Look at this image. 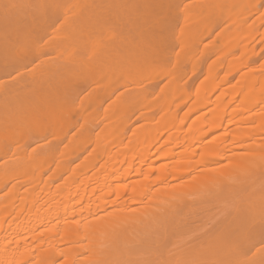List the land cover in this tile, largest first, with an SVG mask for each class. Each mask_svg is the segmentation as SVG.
I'll use <instances>...</instances> for the list:
<instances>
[{
    "label": "bare ground",
    "instance_id": "1",
    "mask_svg": "<svg viewBox=\"0 0 264 264\" xmlns=\"http://www.w3.org/2000/svg\"><path fill=\"white\" fill-rule=\"evenodd\" d=\"M261 2L0 0V264H264Z\"/></svg>",
    "mask_w": 264,
    "mask_h": 264
},
{
    "label": "rangeland",
    "instance_id": "2",
    "mask_svg": "<svg viewBox=\"0 0 264 264\" xmlns=\"http://www.w3.org/2000/svg\"><path fill=\"white\" fill-rule=\"evenodd\" d=\"M263 10H264V3L261 2V3L258 4V12L254 13L253 15H251V16L248 18V23L251 24L252 27L256 29V30L253 29V30H255L254 33H256V36L258 35V36L260 37V39H261V40H260V39L258 38L259 41L256 40V43H255L254 40L250 42L249 54H250V52L253 53L254 50H257V51H258L255 55H251V57H250V62H249L250 65L255 66V67H260V66L263 65V63H264V36H263V34H264V22H263V21H262V22H259V16H260V14L263 12ZM260 23H261V24H260ZM226 24H227V21H225L224 24H222L219 28L215 29L213 32H212V31L209 32L208 35L206 36V38L204 39V41H206V40L208 39L209 35L211 36L212 33L217 32V31H221V30L223 29L224 25H226ZM258 36H257V37H258ZM257 37H255V38H257ZM261 37H262L263 39H262ZM216 56H217V55H216ZM214 57H215V56H211V57L208 59V61L210 62ZM209 62H208V63H209ZM208 63H207V64H208ZM207 64H205V65L207 66ZM244 68H245V67H244ZM224 69H225V68H222V70L220 69L221 72L219 71L220 73H218L220 77H222L221 75H227V74H223V72H224V73H227V72H225L226 69H225V70H224ZM240 71H241V69H237V70H235L234 73L230 74V75H231V78H230V79H227V80H228V81L230 80V82H236V81H237V78H238V76H239ZM221 73H222V74H221ZM259 73H261V71H257V75H258ZM227 77H228V76H227ZM229 77H230V76H229ZM229 77H228V78H229ZM194 78H195V77H193L192 79H194ZM195 80H196V79H195ZM228 81H227V82H228ZM230 82L226 83V85L230 84ZM223 87H225V85H224ZM82 90H83V89H82ZM218 92H219V90H218L216 93H218ZM80 93H83V92H80ZM207 109H209V107H208V108H204L202 111H207ZM198 113H199V112H198ZM198 113H195L193 116H191V117L186 121L187 123H185V126H184V127H187L188 123L191 122V120H192V119L195 117V115H197ZM136 122L139 123V122H140V119H139L138 121H136ZM136 122H135V123H136ZM138 123H136L135 125H137ZM222 131H223L222 129H219V132H217V133L220 134V133H222ZM212 137H214V136H213V135H209L208 137L205 138V140H209V139H211ZM115 144H116V143L114 142V144H113L114 149H116V145H115ZM82 155H83V154H82ZM82 155H81V156H82ZM99 156H100V155H99ZM96 157H97V156H96ZM99 158L102 159L101 156H100V157H97V161H99ZM95 159H96V158H95ZM79 161L81 162V165H83V163H82L83 161H81L80 159H79ZM79 161H78V162H79ZM102 161H103V160H100L99 162L101 163ZM76 162H77V161H76ZM76 162H75V163H76ZM99 162H98V163H99ZM72 164H74V163H72ZM74 165H75V164H74ZM74 165H70L69 167H70V168H73L72 166H74ZM81 165H79V166H80V167H78L79 169L76 168L77 171L82 169ZM70 168H68L69 171L67 170L68 173L65 172V173L62 174V176L60 175V177H61L60 182L63 181L62 179H63L64 177H66L67 174L69 175V172L72 170V169H70ZM80 168H81V169H80ZM85 171H87V170H85ZM78 172H80V173H81V176H82V171H78ZM90 172H92V171L88 170V171L86 172V174H85V173H84V174H85V175H87V174L89 175ZM81 176L78 178V176H75V175H74V177H77L78 179L83 178V177H81ZM69 177L71 178V176H69ZM72 178H73V177H72ZM78 179L75 178V180H78ZM47 184H48V183H47ZM51 184H53V183H51ZM54 184H56V183H54ZM47 186H48V185H47ZM4 187H5V186H4ZM52 189H53V186L49 184L48 188H47V189H44V192L41 193L42 195H39V197H40L41 199H40L39 197H38V198L42 201V197L44 196V198H45V197L49 194V193H47V192H49V190H52ZM47 190H48V191H47ZM3 192H4L3 190H0V195H1ZM44 194H45V195H44ZM86 195H87V193H86ZM1 196H2V195H1ZM19 197H20V196H19ZM38 201H39V200H38ZM38 201H37V203H41V201H39V202H38ZM17 202H18V203H17ZM17 202L14 203L15 205L13 204L14 206H12V203H11V206H7V207H9V208H8V209L6 208V212H5L4 215H5L6 217H8V218H7L6 220H5L6 217L3 219V220H5V221H4L5 223H6V221H7V222L9 221V222H8V225H10L11 228H12L13 230L15 229V228H13L14 226L17 227L16 229H19V228H21V226L25 225V224H24V223H25V222H24L25 219H24V221L22 220V219L24 218V216H25V215H24V214H25V211H24L22 214L20 213L21 216H20V215H17V216L20 217V218L23 217L21 220H19V219H15V218H14V217H17L16 214H18V211H16L17 213L15 212V215H13V216L10 215V216H12V218L9 219V214H10V212L13 211V210H12V209H13L12 207H14L15 210H17V208L20 207V205H19V201H17ZM60 202H61V201H60ZM37 203L35 202V203H33V204L35 205V204H37ZM81 203H82V204L79 205L77 208H81V209L83 208V200L81 201ZM55 204H56V203H55ZM28 205H29V204H26V206H28ZM43 205H44V206H43ZM37 206H40V207H37ZM37 206L35 205L34 209H35V208H38V209H39L38 212H39V214L41 213V216L44 215V213L47 212V211H43V210H46V209H44V208H48V207H47L48 204L43 203L42 206L39 205V204H38ZM54 206H55V205H54ZM52 207H53V206H52ZM114 208H115V207H114ZM18 209H19V208H18ZM11 210H12V211H11ZM15 210H14V211H15ZM40 210L43 211V213L40 212ZM112 210H113V208H111V209L109 208V210L106 211V213H107V212H110V211H112ZM7 211H9V212H8L9 214H7ZM14 211H13V212H14ZM13 212H12V213H13ZM12 213H11V214H12ZM13 214H14V213H13ZM22 215H24V216H22ZM12 219H13V221H12ZM14 219H15V220H14ZM78 220H79V222H81V223L83 222V219H82L81 217L77 216V215H76L74 218H69V219H67V221H69V225H73V224H75V221H78ZM16 221H17V222H16ZM11 222H13V225H14V226L11 225ZM14 222H15V223H14ZM16 223H18L19 225H20V224H22V225H20V226L18 227V226H16V225H18V224H16ZM52 223H53V222H49V223H47L46 225H45V224H41V225H40L41 228H40V227L37 228V229H36V232L38 233L37 230H41L40 232H45L44 230H42V228H46V229H47V227H49L48 224H52ZM81 223H80V224H81ZM6 224H7V223H6ZM6 224H2V227H3L4 225L6 226ZM43 225H44V227H42ZM47 225H48V226H47ZM5 226L3 227V228H4L3 230H2V228H1V230H0V231H2V232H0V237H1V238H0V242L2 241V242L4 243V241H6L7 239H8L7 241H10L11 239H12V240H13V239L16 240L15 238L18 237V236H19V238L21 237V235H20V234H22L21 231L19 232L20 234H14L13 230H12V229L10 228V226H9V227H8V231H9V233H8V232H7V227H5ZM9 229H10V230H9ZM5 230H6V234H7L6 236L4 235L5 232L3 233V231H5ZM14 231H15V230H14ZM15 232H16V231H15ZM2 233H3V234H2ZM72 233H73L74 238H76L77 241H75V242H73V241H72V242H68L67 244H66V243H63V244L65 245V246H64V245H62V243H61L60 241L57 240V241L53 242V243H54L53 246H55V247L58 248V249H59V246H60V248H62V246H63V248L69 247V249H70V248H75L78 244H83V243H82V242H83V240H82V239H83V229L79 227V228H77V230H75V231L72 232ZM9 234H11V236H12L11 239H10L11 236H10ZM12 234H14V235H12ZM40 234H41V233H40ZM42 234H43V236H44V233H42ZM42 234H41V237H43ZM2 235H3V236H2ZM13 236H14V237H13ZM5 237H6V238H5ZM8 237H9V238H8ZM3 238H4V239H3ZM45 238H46V236L43 238L44 241L42 240L43 242H41V247H40V249H41L42 251L45 250V252L47 253V252H48V248L46 247V248H47V249H46L44 245H46V244L48 243V242H47L48 239L45 240ZM1 239H2V240H1ZM27 239H28V242H30L31 239H30V240H29V238H27ZM3 240H4V241H3ZM12 240L10 241V245H11L10 247H11V250L14 251V252H16V251L19 252V251H20L19 249L21 248V246H23V247L26 248L25 245H29L27 242H26V244L24 245L23 242H21V240H20L19 242L21 243V245H20V243H19V246H20V247H17V248H18V249H17V248H16V245L14 244V241H13V243H11ZM44 242H46V244H45ZM57 242H59V243H57ZM78 242H79V243H78ZM34 243H36V242H34ZM38 243H39V242H38ZM43 243H44V244H43ZM53 243H52V244H53ZM12 244H13V245H12ZM52 244H51V245H52ZM55 244H56L57 246H56ZM12 246H13V247H12ZM14 246H15V247H14ZM53 246H52V247H53ZM23 247H22V248H23ZM28 247H29V246H28ZM49 247H50V246H49ZM15 250H16V251H15ZM18 250H19V251H18ZM11 253L13 254V252H11ZM43 253H44V252H43ZM82 254H83V253H82ZM82 254H78V255H76V258H78V257H82V256H83ZM10 255H11V254H10V251H9V254L7 255L8 258L11 257ZM49 255H50V254H49ZM81 255H82V256H81ZM52 260H53V261H52ZM52 260H51V261H52V262H51L52 264H62V262L64 261V258L62 257V258H60V259L58 258V259H52ZM78 260L81 261L80 258H79ZM82 260H83V259H82ZM75 261H76V260H75ZM24 264H27V263H24ZM28 264H29V263H28ZM73 264H74V263H73Z\"/></svg>",
    "mask_w": 264,
    "mask_h": 264
}]
</instances>
